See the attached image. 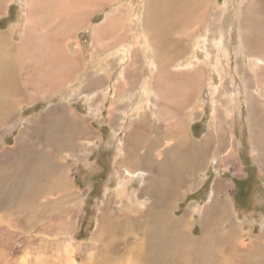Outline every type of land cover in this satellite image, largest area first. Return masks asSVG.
Segmentation results:
<instances>
[{
	"label": "rangeland",
	"instance_id": "374dc122",
	"mask_svg": "<svg viewBox=\"0 0 264 264\" xmlns=\"http://www.w3.org/2000/svg\"><path fill=\"white\" fill-rule=\"evenodd\" d=\"M5 1L0 7V32L10 34L12 31V39L16 44L21 39L25 24L26 0ZM240 1L246 2L211 0L210 12L216 10V7L222 8L215 15V22L222 23L224 33L218 34L217 46L211 48H219L217 51L209 53L208 56L201 48L204 41L203 38L199 41L198 37H202L207 21H214L213 15L201 17L176 33L185 41L186 52L168 64L166 59L165 62L161 60L164 64H160V68L155 63L154 53H151L148 36L140 28L144 18L143 0H115L101 8H88L79 28L73 31L70 29L63 42V48L73 59H77L76 66L80 67L81 73H75L59 92L55 90L36 96L26 94L24 98H20L14 103V116L9 119V127L0 128L1 167L11 155V149L16 148L20 134L22 133L21 140L27 139L26 131L30 123L40 118L46 122L47 111L61 105L70 111L76 117L78 126L82 125L90 134L88 139L82 140L73 151L59 150L54 154L57 163L68 166L74 199L70 202V207L68 204L66 207L52 206V213L43 217L40 229H37V226L25 229L24 223H19L20 226L17 227L16 213L12 212L13 210L0 209V264H93L94 261L98 264H122V260L124 264H129V261H135L132 254L134 251L131 253L129 250L135 243L140 242L143 234L128 235L127 244L122 240L121 230L119 236L113 234V239L106 241L98 236V218L106 206L110 213L131 210L135 216L143 215L141 219H136V223L140 224L139 226L145 225L144 215L148 213V209L143 201L146 198L141 200L139 195L141 188L146 185V174L135 176L133 179L125 176L123 179L120 177L122 169L117 166V161L122 158L125 127L129 121L136 116L138 110H146L150 114L155 109L148 99L153 95L155 77L160 71L165 77L169 75L167 78L172 81L175 79L176 82L171 83V86L175 85L173 87H160L162 93L174 95V87H179L180 91L182 87V92L186 94L190 92L182 115L189 145L199 146L207 135L219 132L217 127L220 120L227 138V143L220 151L215 150V146L218 148L221 144L218 140L213 146L210 145L211 150H207L208 154L204 155L200 167L185 176L190 184L177 191L174 217L184 219L186 227L191 226L190 230L188 229L191 235L199 236L201 215L210 205L221 201L223 204L218 207L223 211L231 206L232 215L224 220L223 227L225 226L224 230L227 231L231 224L241 223L244 234L240 244L244 249L237 252L231 249L226 252V249L222 248L218 257L222 252L220 261L232 255L233 259L242 258V261L237 259L238 264H247V260L259 264L264 252L251 254L246 247L254 246V238L264 231V166L256 154L252 155L248 149L245 107L243 111H238L236 107V116L232 122L234 110L231 104L226 102L229 96H235L236 100L238 95L242 96V89H238L239 79L235 73V65L238 64L242 52L238 53L235 48L233 28L238 20L237 11L243 3L238 7ZM257 1L260 2V8L264 9V0ZM118 6L120 7L117 10ZM108 14L120 16L122 19L123 30L109 31L105 34L106 37L104 36L108 42L110 39L122 41V56L118 51L120 46L116 43L112 42L109 47H103L101 44L100 49L93 43L95 29L104 22ZM225 40H228L224 42L226 45L220 42ZM37 52L34 53L35 56ZM132 52L138 53V62L134 64V68L130 64ZM33 57L34 55L32 58L25 57L23 60H34ZM247 59L249 58L246 56L245 60ZM129 69L132 70L129 72ZM193 71L199 74L197 79L194 78L190 83L186 76ZM90 78L99 79L98 87L86 89L85 85ZM131 80H134V83H128ZM114 102L116 104L113 106ZM233 124H236V130L233 129ZM47 129L58 131L55 126H48ZM230 135V138L235 139L234 150L238 149L240 158L236 153L234 158L221 160L230 148L234 147V143L229 142ZM21 142L23 144V141ZM236 162L239 166H235ZM181 178L183 179L179 177V180ZM216 185H219L218 189ZM56 197L57 194L47 195L50 202H55ZM159 199L163 201L164 197L160 196ZM217 228H220L219 224ZM246 252L249 253L246 255ZM191 257V252L183 253L175 264H190V259H193ZM194 260L198 259L194 257Z\"/></svg>",
	"mask_w": 264,
	"mask_h": 264
},
{
	"label": "bare ground",
	"instance_id": "6f19581e",
	"mask_svg": "<svg viewBox=\"0 0 264 264\" xmlns=\"http://www.w3.org/2000/svg\"><path fill=\"white\" fill-rule=\"evenodd\" d=\"M4 1L0 0V7ZM112 1L115 0L25 1V24L22 28L20 41L14 43L12 31L10 34L0 32L1 129L9 127V119L11 120L14 116V103L18 102L20 98H24L26 94L36 96L55 90L59 92L75 73H81L79 72L81 71L80 67L76 66L77 59H73L63 48V42L66 39L64 37H68L70 29L73 31L79 28L89 7L92 10L96 6L101 8ZM143 1L144 18L140 28L148 36V45L152 48L151 53H154L155 63L159 65V68L160 64H164L165 59L168 64L186 52L185 41L176 33L180 28L191 25L201 17L207 18L213 15L214 18V21H207L203 27L202 37H198L199 41L201 38L204 41L201 48L207 52L208 56L209 53L219 49L211 50L217 46L218 34L223 35L224 33L222 23L215 22L217 18L215 15L222 8L216 7V10L210 12L211 0ZM214 1L216 2V0ZM242 2H239L238 7ZM237 13L238 20L233 25L234 43L238 53L242 52L240 55L243 56V59L240 60L241 56H239L238 64L235 65V73L239 79L238 89H242V96L239 97L236 92L237 100L235 96H229L226 102L230 103L234 110L232 122L236 116V107L238 111H243L245 107L244 120L247 128L248 149L252 155L256 154L264 166V9L260 8L259 1L246 0L239 7ZM122 24L120 16L108 14L104 22L94 31L93 43L97 44L96 48L100 49L101 44L103 47H109L113 42L120 46L118 51L122 56L124 48L122 49L120 39L118 42L114 41L116 39H110L109 42L104 39L107 32L118 29L120 31L123 27ZM111 37L110 35L109 38ZM226 41L228 40L220 42ZM37 51L40 53L39 59L42 62L45 61L46 64H23L25 57L32 58ZM131 54L130 64L134 68V64L138 62V53L132 52ZM246 56L249 58L247 61L245 60ZM30 60L32 61L30 58L27 61ZM161 60H163L162 63ZM254 67H256L255 70ZM130 70L132 69H129V72ZM189 73L186 78L190 79L188 81L191 83L194 78L197 79L196 76L199 73L195 71ZM159 75L155 77V90H151L153 95H151V99H148L154 104L155 109L150 114L146 110H138L136 116L129 121L125 127L122 158L117 161V166L122 169L120 177L123 179L125 176H130L133 179L135 176L146 174V177L144 176L146 185L141 188L139 195L142 197L141 200L146 198L143 201L146 202L148 209V213L144 215L145 225L139 226L140 224L136 223V219H141L143 215L135 216L130 212L131 210L110 213L105 206L102 209L101 217L98 218V236L110 241L113 239V234L119 236L122 230V240L127 243L128 235L143 234L140 242L135 243L136 245L129 250L131 253L134 251L132 254L135 259V261H129V264L135 262L137 264H175L182 254L187 252H191V258H193L190 259V264H238V260L242 261V258L233 259L231 255L220 261L222 252L218 257L222 248L226 249V252H230L231 249L233 252L244 249L240 244L244 234L241 223L231 224L227 231L224 230L225 226L223 227L224 220L232 215L231 206L223 211L218 207L223 204L221 201L210 205V208H207L201 215L199 236L191 235L189 231L191 226L186 227L184 219L174 217L177 191L190 184L185 176L200 167L204 155L211 150L210 145L213 146L214 142L218 140L221 147L220 145V148L215 146V150L220 151L227 143V138L220 120V122L218 121L220 125L217 127L219 132L215 131L207 135L199 146H192V144L190 146L182 116L190 92L186 94L184 91L182 92V87L181 91L178 89L179 87H174L172 90L174 95L162 93L160 87L171 86V83L176 82L175 79L172 81L167 78L169 75L165 77L161 71ZM98 80L90 78L85 85L86 89L91 90L98 87ZM128 83H134V80L128 81ZM220 83L222 84V82ZM173 86L175 85L173 84L171 87ZM115 104L116 102L113 103V106ZM47 112L46 122L40 118L30 123L26 131L27 139L21 140L22 133L20 134L16 148L11 149L8 160L0 167V209L13 210L12 212L17 215L15 219L18 223L17 227L20 226L19 223H24L25 229L28 227L32 229L35 226L40 229L43 217L52 213V206L66 207L67 204L69 207L71 206L70 202L74 199H72L74 195L68 177V166L57 163L54 154L59 150L73 151L82 140H87L90 135L81 124L78 126L76 117L63 105ZM48 126L49 128L55 126L58 131H51L47 129ZM232 126L236 130V124ZM230 137L232 135L229 136V142L234 143V147L232 146L221 160L234 158L236 153L240 158L238 149L234 150L235 139ZM233 137H235L234 134ZM236 165L239 166V163L236 162ZM179 177H183V179L179 180ZM127 184L125 185L126 190ZM219 185H216V189L219 188ZM134 193L135 191L132 192L133 195ZM54 194H57L56 200L50 202L47 195ZM160 196L164 197L163 201L159 199ZM135 197L137 198V195ZM108 204L109 202L106 205ZM120 222H122L121 225ZM217 224L220 226L219 229ZM253 241L255 245L246 247L248 251L251 254L264 252V231ZM249 252H246V255ZM194 257L198 260L195 261ZM93 264H98V262L94 261ZM122 264H124L123 260ZM247 264L258 263L247 260ZM259 264H264V257Z\"/></svg>",
	"mask_w": 264,
	"mask_h": 264
},
{
	"label": "crops",
	"instance_id": "0c3cea01",
	"mask_svg": "<svg viewBox=\"0 0 264 264\" xmlns=\"http://www.w3.org/2000/svg\"><path fill=\"white\" fill-rule=\"evenodd\" d=\"M37 53H38L39 55L37 54L36 56H34L35 58H37L36 60H35V59L32 60V61L30 60V61H27V62H25V63H23V64H31V63H32V64H40V63H41V64H46L45 61L42 62V61L39 59V58H40V53H39V51H38ZM37 61H38L39 63H38Z\"/></svg>",
	"mask_w": 264,
	"mask_h": 264
}]
</instances>
